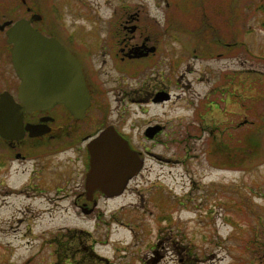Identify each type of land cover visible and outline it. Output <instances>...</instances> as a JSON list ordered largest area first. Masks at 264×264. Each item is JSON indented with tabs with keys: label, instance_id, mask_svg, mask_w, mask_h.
<instances>
[{
	"label": "rangeland",
	"instance_id": "374dc122",
	"mask_svg": "<svg viewBox=\"0 0 264 264\" xmlns=\"http://www.w3.org/2000/svg\"><path fill=\"white\" fill-rule=\"evenodd\" d=\"M181 1L61 0V24L83 34L104 37L124 10L163 34L152 81L143 74L125 81L130 96L112 94L121 87L107 93V118L119 119L143 166L122 194L87 213L66 195L70 177L78 181L79 164L63 166L69 153L46 158L39 174L54 187L42 181L35 197L18 163L0 167V264H264V144L239 142L244 150L234 139L250 131L239 123L255 119L247 107L264 115V0L232 1L242 13L234 20L239 46L216 52L177 22ZM216 2L224 0H208ZM146 84L170 98L132 102ZM156 124L160 131L146 137Z\"/></svg>",
	"mask_w": 264,
	"mask_h": 264
},
{
	"label": "flooded vegetation",
	"instance_id": "af4514ba",
	"mask_svg": "<svg viewBox=\"0 0 264 264\" xmlns=\"http://www.w3.org/2000/svg\"><path fill=\"white\" fill-rule=\"evenodd\" d=\"M60 7L61 0H0V98H4L0 104V127L5 131V135L0 134V167L4 173L9 168L13 169L15 162L18 163L15 166L16 172L27 173L23 185L29 195L35 197L41 194L39 186L42 181L54 187L52 181L39 174L46 168L47 163H50L46 158H59L60 155L69 153L70 157L64 160L63 166L68 167L70 161H74L79 167L73 171L78 181L75 182V179L70 177L69 182L65 183L69 184L66 195L72 194L73 205L87 213L97 207L100 198L113 197L87 183L90 146L95 137L112 128L144 161L142 153L134 149L129 136L122 130L119 119L110 121L107 118L111 106L107 93L121 87L112 94L116 93L118 96L127 93L126 96H130L125 81H137L143 74H149L145 82L152 81L153 64L160 62L163 34L158 33L153 26L143 27L138 23L140 14L128 13L124 10L125 6L122 9L124 11L119 14L117 26L105 28L104 37H100L101 33L87 28L83 34L84 28L76 29V26L61 24ZM116 10L120 11L116 8L114 13H117ZM20 19L28 20L35 32L53 39L58 44L56 47L64 50V53L57 51L54 54L55 66H29L37 68L27 69L28 79L23 92L21 89L24 82L12 59L14 44L9 42L7 34L12 25ZM34 39L26 38L27 41ZM26 47L34 50L40 45L29 43ZM24 55L30 58L38 54L29 52ZM50 55L49 53L45 57ZM74 60L79 65L88 101L87 95L82 101H78L77 83L72 87L71 77L74 73L69 63L72 64ZM53 69L54 76H50ZM77 76L78 71L75 69L74 82L77 81ZM52 81L55 83V97L58 100L50 106L27 107L21 100L25 96L31 99H45L46 83ZM149 87L147 84L141 87L145 92L141 93V98L130 97L132 102L144 100L153 103L157 91L153 93V88ZM48 94L51 95L50 92ZM122 97L120 95L115 100L121 101ZM149 126L153 125L147 127ZM58 164L60 166V163ZM142 166L126 181L120 194L128 188L130 181L139 174ZM58 186L60 188L54 193L61 194L57 196L61 199V196H66L62 194L64 186Z\"/></svg>",
	"mask_w": 264,
	"mask_h": 264
},
{
	"label": "water",
	"instance_id": "95a60500",
	"mask_svg": "<svg viewBox=\"0 0 264 264\" xmlns=\"http://www.w3.org/2000/svg\"><path fill=\"white\" fill-rule=\"evenodd\" d=\"M8 40L13 42L14 48L12 49V59L17 68L18 74L23 79V88L21 91H25V82L27 81V69L37 68L40 66H55V56L57 51L64 53L58 44L53 39L46 38L41 34L35 32L28 20L20 19L17 20L10 30L8 31ZM26 38H35L33 41H27ZM38 44L40 47L28 49L27 44ZM29 52L37 53V56L26 58L24 54ZM51 54L49 57H45L47 54ZM70 64L72 73L74 76L69 82L72 83V87L77 83L78 101H82L85 98L86 91L84 87V81L80 72L79 65L76 64L75 60ZM37 65V67H29ZM75 69L78 71L77 81L75 80ZM50 76H54V69L51 70ZM68 82V84H69ZM52 87L53 89H50ZM55 83H46V97L43 99H31L26 96L21 100L26 104L27 107L33 106H50L54 101L58 100L55 97ZM43 92V91H42ZM51 93V95L48 94ZM169 93L160 91L155 94L153 102H158L163 99H168ZM64 101V99H62ZM69 100V99H68ZM4 101V98H0V104ZM88 101V95L86 96ZM161 126L159 124L149 126L145 130V135L150 137L160 131ZM0 134L5 135L4 129L0 127ZM142 159L139 158L138 154L133 151L127 141L123 139L115 130L108 128L101 132L97 137L93 139L90 146V170L87 174V183L92 187L99 188L101 191L106 192L110 196L118 195L122 192L126 181L134 175L139 168L142 166Z\"/></svg>",
	"mask_w": 264,
	"mask_h": 264
},
{
	"label": "trees",
	"instance_id": "16d2710c",
	"mask_svg": "<svg viewBox=\"0 0 264 264\" xmlns=\"http://www.w3.org/2000/svg\"><path fill=\"white\" fill-rule=\"evenodd\" d=\"M232 1L224 0V3L220 2L219 4L216 2L215 5H212L208 4V0H183L180 6L175 7V13L173 14H175L174 17L181 26L185 27L191 34L195 33L196 39L201 37L203 42L211 46V49L216 52L217 48L227 49L229 46H239V41L236 39L239 30L234 29V20L242 18V13H239L237 5L233 4ZM259 8L264 10V4L260 5ZM199 40L197 39V41ZM247 108L249 114L254 115L255 119L251 122L239 123L238 127L246 125L250 128V131L247 133L238 132L234 139L237 143H248V146L257 149L258 145L264 144V138H262L264 136V115L261 112L256 114L255 108ZM257 135H259V141L256 139ZM229 139L231 140V138ZM243 143L241 145L239 143L237 148L246 150ZM228 146L233 148L231 145ZM240 162L241 167H247L250 165L248 162H251V160L244 158Z\"/></svg>",
	"mask_w": 264,
	"mask_h": 264
}]
</instances>
